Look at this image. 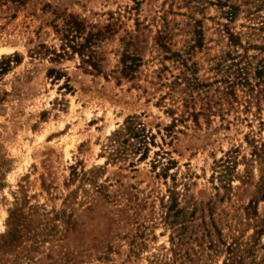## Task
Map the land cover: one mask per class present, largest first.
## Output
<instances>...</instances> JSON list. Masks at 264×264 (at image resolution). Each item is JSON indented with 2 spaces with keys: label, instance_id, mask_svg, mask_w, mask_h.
I'll return each instance as SVG.
<instances>
[{
  "label": "rangeland",
  "instance_id": "rangeland-1",
  "mask_svg": "<svg viewBox=\"0 0 264 264\" xmlns=\"http://www.w3.org/2000/svg\"><path fill=\"white\" fill-rule=\"evenodd\" d=\"M0 264H264V0H0Z\"/></svg>",
  "mask_w": 264,
  "mask_h": 264
},
{
  "label": "trees",
  "instance_id": "trees-1",
  "mask_svg": "<svg viewBox=\"0 0 264 264\" xmlns=\"http://www.w3.org/2000/svg\"><path fill=\"white\" fill-rule=\"evenodd\" d=\"M65 27H66V33L63 34L65 40H66V44H68L67 46L73 51V52H77L80 54V56L83 58V61L88 62L90 64V66L93 68H95V64L93 63V55L92 52L90 51V53L86 54V57L84 56V51H89L88 49H90L89 45L91 42V38L89 39L87 37L84 38V42H79V43H74L73 41V37L71 36L69 37V31L71 32H76L81 34V32L84 30V26L81 20H79L76 16L72 15V14H68L67 15V19L65 22ZM90 35V34H88ZM91 50V49H90ZM57 56H62L63 53H57ZM121 70L120 73L123 77H133L134 76V72L136 71L137 67H138V61L139 59L137 57L134 56H129L127 54H123L121 59Z\"/></svg>",
  "mask_w": 264,
  "mask_h": 264
}]
</instances>
